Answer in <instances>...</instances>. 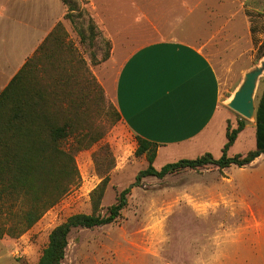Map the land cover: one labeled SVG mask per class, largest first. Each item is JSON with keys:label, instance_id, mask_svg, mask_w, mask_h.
I'll return each instance as SVG.
<instances>
[{"label": "rangeland", "instance_id": "obj_1", "mask_svg": "<svg viewBox=\"0 0 264 264\" xmlns=\"http://www.w3.org/2000/svg\"><path fill=\"white\" fill-rule=\"evenodd\" d=\"M60 1L63 18L52 28L59 40H49L38 66L47 72L62 67L67 87L88 92L82 124L101 135L75 152L74 184L30 228L9 234L0 217V264H35L53 227L73 213H91L93 197L98 198L95 212L106 213L128 187L127 203L113 222L70 231L62 264H241L235 261L236 213L264 209V155L246 166L147 175L134 184L148 160L145 153L135 154L138 138L120 119L114 80L124 58L147 42L166 38L199 47L219 79L226 128L245 121L227 154L245 153L255 147L254 121L228 101L245 74L264 63V0H129L133 21L111 26L112 32L89 18L86 0ZM263 88L264 69L255 80L254 105ZM213 139L225 142L224 126ZM73 141L69 136L63 146ZM209 151L217 158L221 146ZM182 153L164 148L152 165L160 169Z\"/></svg>", "mask_w": 264, "mask_h": 264}, {"label": "crops", "instance_id": "obj_2", "mask_svg": "<svg viewBox=\"0 0 264 264\" xmlns=\"http://www.w3.org/2000/svg\"><path fill=\"white\" fill-rule=\"evenodd\" d=\"M86 4L89 18L111 32V26L132 22L136 13L129 0ZM63 7L60 0H0V91L62 20ZM113 93L124 126L157 144L155 157L164 148L181 149L179 159L211 153L213 146L222 150L225 142L213 139L217 127L226 133L220 83L199 47L166 38L138 46L121 62ZM236 214L235 261L264 264V209Z\"/></svg>", "mask_w": 264, "mask_h": 264}, {"label": "trees", "instance_id": "obj_3", "mask_svg": "<svg viewBox=\"0 0 264 264\" xmlns=\"http://www.w3.org/2000/svg\"><path fill=\"white\" fill-rule=\"evenodd\" d=\"M57 27H60L59 23ZM56 31L51 30L0 91V217L4 224L8 223L6 231L9 234H21L30 228L67 192L78 177L75 152L101 135L82 124L80 112L82 110L84 114L88 92L83 93V89L75 92L67 87L63 80L68 76L62 67L54 66L47 72L45 66H38L49 40H59ZM261 46L264 48V39ZM244 123L239 120L233 129L227 126L226 141L219 157L204 152L194 158L167 163L160 169L152 165L157 144L136 136L135 154L145 153L148 165L138 172L134 184L147 175L161 178L186 169L215 166L221 170L231 164L244 166L260 154L264 155V88L255 109V147L245 153L228 155V149L243 130ZM69 136L74 141L65 148L63 142ZM128 191L129 187L121 190L117 201L104 214L95 212L98 198L93 197L91 213H73L53 227L35 264H62L70 231L76 227L91 228L113 222L127 203Z\"/></svg>", "mask_w": 264, "mask_h": 264}, {"label": "water", "instance_id": "obj_4", "mask_svg": "<svg viewBox=\"0 0 264 264\" xmlns=\"http://www.w3.org/2000/svg\"><path fill=\"white\" fill-rule=\"evenodd\" d=\"M263 69L264 63L261 67H256L247 72L242 85L233 93L228 101V106L244 118L249 119L253 117L255 120L256 105L253 103V92L255 80L261 74Z\"/></svg>", "mask_w": 264, "mask_h": 264}, {"label": "bare ground", "instance_id": "obj_5", "mask_svg": "<svg viewBox=\"0 0 264 264\" xmlns=\"http://www.w3.org/2000/svg\"><path fill=\"white\" fill-rule=\"evenodd\" d=\"M249 120H250V121H254V118H253V117H251V118H249Z\"/></svg>", "mask_w": 264, "mask_h": 264}]
</instances>
